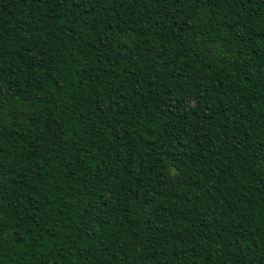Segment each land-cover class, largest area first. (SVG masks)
<instances>
[{
    "label": "trees",
    "instance_id": "16d2710c",
    "mask_svg": "<svg viewBox=\"0 0 264 264\" xmlns=\"http://www.w3.org/2000/svg\"><path fill=\"white\" fill-rule=\"evenodd\" d=\"M0 264H264V0H0Z\"/></svg>",
    "mask_w": 264,
    "mask_h": 264
}]
</instances>
